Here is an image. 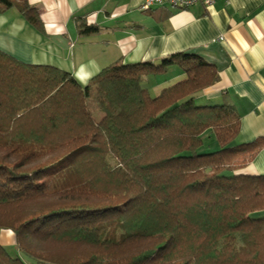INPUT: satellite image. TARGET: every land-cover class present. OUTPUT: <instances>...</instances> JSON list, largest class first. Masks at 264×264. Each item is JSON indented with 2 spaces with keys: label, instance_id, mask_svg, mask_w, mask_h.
<instances>
[{
  "label": "trees",
  "instance_id": "16d2710c",
  "mask_svg": "<svg viewBox=\"0 0 264 264\" xmlns=\"http://www.w3.org/2000/svg\"><path fill=\"white\" fill-rule=\"evenodd\" d=\"M11 7L45 32L28 0ZM172 65L183 77L151 96ZM217 77L177 51L82 84L0 50V229L26 257L0 244V264H264V174L237 172L259 140L234 143L233 105L196 102Z\"/></svg>",
  "mask_w": 264,
  "mask_h": 264
},
{
  "label": "crops",
  "instance_id": "0c3cea01",
  "mask_svg": "<svg viewBox=\"0 0 264 264\" xmlns=\"http://www.w3.org/2000/svg\"><path fill=\"white\" fill-rule=\"evenodd\" d=\"M142 2L28 0L38 9L45 32L11 7L0 13V50L23 62L55 65L82 84L116 60L156 62L172 52L198 53L218 71L217 80L197 94L198 100L235 107L240 117L235 144L259 140L252 159L237 172L264 174V0L148 10L141 9ZM76 16L97 29L79 34ZM182 77L174 71L154 88ZM0 244L14 246L11 230L0 229Z\"/></svg>",
  "mask_w": 264,
  "mask_h": 264
},
{
  "label": "built area",
  "instance_id": "2783aa9c",
  "mask_svg": "<svg viewBox=\"0 0 264 264\" xmlns=\"http://www.w3.org/2000/svg\"><path fill=\"white\" fill-rule=\"evenodd\" d=\"M215 0H143L141 9L148 10L153 6H169L174 9H187L195 4L210 6Z\"/></svg>",
  "mask_w": 264,
  "mask_h": 264
},
{
  "label": "rangeland",
  "instance_id": "374dc122",
  "mask_svg": "<svg viewBox=\"0 0 264 264\" xmlns=\"http://www.w3.org/2000/svg\"><path fill=\"white\" fill-rule=\"evenodd\" d=\"M13 9H15V8H13ZM174 71H177V68L175 67V66H169V68L167 69V75H170L171 73H174ZM160 74H158V76H159ZM150 79H153V77L151 76V78ZM145 85L147 84V82L146 83H144ZM148 86H149V83L147 84ZM146 85V86H147ZM148 90H149V92H150V95L151 96H154V95H156L157 94V92H158V90L157 89H155L154 88V86L153 87H149L148 88ZM196 102H200V101H196ZM7 249H8V251L11 253V254H18L19 256H21L22 258H24V259H26V257L24 256V255H22L21 253H19V252H17V250H16V248H15V246H13V247H7Z\"/></svg>",
  "mask_w": 264,
  "mask_h": 264
}]
</instances>
